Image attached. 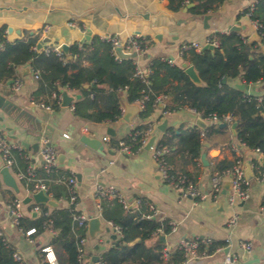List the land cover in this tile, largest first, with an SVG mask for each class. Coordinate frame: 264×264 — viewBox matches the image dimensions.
I'll use <instances>...</instances> for the list:
<instances>
[{"label": "crops", "instance_id": "1", "mask_svg": "<svg viewBox=\"0 0 264 264\" xmlns=\"http://www.w3.org/2000/svg\"><path fill=\"white\" fill-rule=\"evenodd\" d=\"M255 2L257 0H226L224 14L220 13L223 6L207 14L212 17L209 29H206L204 26L206 15H193L190 9L195 4L189 2H185L179 11L174 12L172 0H0V28L6 26V38L9 41L26 38L28 34L39 35L43 48L64 45L70 47L95 37L102 39L104 36H119L124 40L132 34H140L148 42L146 54L137 58L140 65L147 66L150 60L156 57H172L176 58V65L181 66L185 62L183 58L177 56L181 42L184 40L200 42L198 39L186 38L190 33H199L200 39L203 40L214 32H229L231 26L239 25L245 27L241 34L253 40L257 30L244 12ZM226 15H229L230 22L222 18ZM70 23H76L78 27H72ZM9 28H12V33L9 32ZM45 40L49 41L44 42ZM1 47L3 46L0 42V49ZM84 65L93 66V63L85 61ZM33 71L31 65L18 67L15 79L0 81V94L13 102L17 108L32 114L35 120L26 115L17 120L19 112L16 107H9L7 110L0 108V129L12 142L21 145L31 154L36 171L44 166L41 150L45 142L46 144L51 142V146L59 155L60 174L70 173L77 178L80 211L93 218H100L103 227H109L102 209L98 208L97 193L99 189L114 187L132 202V206L137 198H143L155 206L159 212L157 218L161 221L167 220L171 228L170 233L165 235L167 240L165 248L173 249V252L182 239L210 240L214 244H226L228 237L232 236L231 246L225 245L226 248L222 251L205 255L193 264H226L228 253L235 257L233 264L240 262L264 264L262 204L264 178L258 180L254 174L255 168L251 167L254 178L250 184V197L240 202L234 209L228 203L231 188L228 177H223L222 192L217 197L212 189V176L216 166L221 162L233 163L237 156L232 149V144L235 143L232 125H227L225 134L214 135L210 141H205L200 156L194 160L184 152L170 155L173 166L177 170L188 172L199 190L206 195V198L195 203L192 198H181L176 189L163 180L158 173L152 151L142 149L132 155H121L110 151L103 142L106 136L111 137L113 142H118L141 125L149 122L156 123L159 127L166 119L167 127L178 128L183 125L188 128H199L197 122L201 117L194 110L184 108L160 120L163 109L159 106L150 119L143 120L139 114L132 122H127L123 118L125 113L123 102L122 117L115 121L98 123L77 115L72 106L64 107L63 98L58 109L41 107L40 103L50 106L47 102L53 97H44L38 93L40 79L35 78ZM18 80L23 82V87L19 91L14 88ZM63 91L75 97L73 103L79 100L74 91L63 89L62 95ZM248 93L256 94L261 99L264 95V83H259L255 87L250 86ZM204 122L208 126L209 122L205 120ZM48 126L55 127L51 140L45 138ZM84 128H87L88 132H84ZM162 133L157 128L155 134L158 139ZM83 135L101 140L104 151H96L80 142L79 138ZM22 142L29 144L30 148H26ZM35 145L39 146L37 152L32 147ZM240 155L245 167L253 158L259 159L261 163L264 157L247 147L241 149ZM111 161L114 163L110 164ZM2 168L0 153V233L4 240L23 257L25 264L49 263L46 259L47 254L43 252L47 247L51 248L49 259L59 264V257L65 259V252L52 244L54 235L51 230H45L31 242L13 225L10 205L16 199H25L29 196L25 183L15 177L13 170L10 172L17 181L19 191L4 182ZM19 168L21 169L18 166ZM56 201L58 203L56 208L67 207L64 199ZM35 204H37L35 201L23 204L22 215L26 226L35 222V218L41 215L32 211ZM52 209L54 208L51 207L49 213ZM234 212H237L238 223L231 234L227 221ZM172 223L177 224L175 232L172 231ZM112 234L114 231L111 229V233L97 235L93 241H90L91 237L88 236L87 254L96 255L94 251L97 244L100 245L98 255L112 248L113 241L108 242ZM240 241L252 243L253 248L250 251L243 250L239 245ZM153 242L154 239L148 241L147 245Z\"/></svg>", "mask_w": 264, "mask_h": 264}, {"label": "trees", "instance_id": "2", "mask_svg": "<svg viewBox=\"0 0 264 264\" xmlns=\"http://www.w3.org/2000/svg\"><path fill=\"white\" fill-rule=\"evenodd\" d=\"M185 2L195 4L190 12L193 15H207L219 10L226 0H172V10L179 11ZM250 8L245 10V14ZM252 19L263 27L264 34V0H257ZM6 26L0 28V81L15 79L18 67L31 65L33 70L39 71L40 82L38 93L44 97H53V94L62 95L63 89L74 91L79 100L74 103L75 112L94 122L115 121L123 115V102L136 104L149 94L150 99L145 108L141 110L140 117L148 120L159 108L155 106V99L160 95L167 97V108L173 113L189 108L196 111L203 120L216 115L220 120L226 115L233 116V123L237 124L235 143L244 144L248 149L260 150L264 156V95L249 94L236 87L237 83H245L252 87L264 83V35L259 41L249 40L241 33L218 32L221 47L214 51L190 50L183 56L197 70L202 84L194 83L180 65H172L161 57L150 60L149 66L152 73L146 85L142 79L135 76L137 64L133 59L118 61L110 43L104 42L99 37L82 44L70 46L61 59L56 53L45 54L38 50L39 35L28 34L26 38L9 41L6 38ZM144 48L147 50L148 42L143 39ZM90 61L93 66H85L84 62ZM124 92V94H123ZM53 109H58L61 102L53 99L47 102ZM163 119V115L159 118ZM151 123L135 128L131 134L146 130ZM204 132V136H202ZM226 128L220 124L209 123L203 130L200 128L167 127L159 137L158 143L169 146L171 153L184 152L190 159L198 158L204 148V142L210 141L214 135L225 134ZM124 140L133 145L137 152L141 148V136L136 141L130 137ZM117 145V142H113ZM168 160L173 167V173H185L193 181L192 176L182 170H177L171 156ZM18 166L22 170L28 168V162L20 155ZM260 170L254 169L255 177L264 171L260 160L253 158L250 162ZM235 164L221 162L216 170H225ZM20 169V168H19ZM41 179H56L57 176L70 177V173L60 171L58 175H49L44 166L37 170ZM195 182V181H194ZM196 183V182H195ZM49 194L54 200H63L68 197L67 186L62 183L47 182ZM33 188V185H30ZM141 204L139 208L126 210L118 200L104 198L101 200L103 217L116 226L121 227L123 237L118 238L112 248L101 253L100 260L94 263L89 260L92 254H87L85 264H182L185 260L184 253L175 250L170 259L164 258L165 243L159 238L168 235L171 228L167 220H159L157 216L147 218L152 214L153 204L147 203L143 198H137ZM264 206V199L262 201ZM40 205L43 212L47 213L51 207ZM34 205V206H35ZM155 207V206H154ZM29 226L24 225L21 219L20 227L24 232L29 228L35 229L31 236L34 239L45 230L55 232L52 244L62 248L65 259L59 257V264H80L78 258L77 237L72 231L71 213L67 207L54 208L49 215L41 214ZM163 231V232H162ZM162 232V233H161ZM85 233H82L84 236ZM138 238L140 243L130 245ZM154 242L147 245L148 241ZM226 244H201L200 251L207 255L214 253ZM16 250L5 242L0 234V264H20L14 257ZM96 255L99 251H94ZM61 260V261H60ZM49 264V263H43Z\"/></svg>", "mask_w": 264, "mask_h": 264}, {"label": "built area", "instance_id": "3", "mask_svg": "<svg viewBox=\"0 0 264 264\" xmlns=\"http://www.w3.org/2000/svg\"><path fill=\"white\" fill-rule=\"evenodd\" d=\"M255 3H253L249 8V12L247 15L252 20L256 30L257 34L259 35V38H261L263 34V27L261 24H259L257 21H254L252 19V14L255 9ZM72 27H78L76 23H70ZM218 32H214L211 35L208 36L207 41L205 44H200L198 42H191L186 41L183 42L182 45L179 47L177 56L180 58H183L184 54L190 50H196L198 52L202 51V48L206 44H211L215 47V49L221 47V40L217 35ZM228 33V32H224ZM143 37L140 34H132L128 36L126 39L122 40L119 38V36H104L102 40L104 42H108L111 44L115 55L118 59V61H122L119 56H117V53L115 51L116 48L121 47L125 53H137L138 56H142L146 54L144 43H143ZM264 47V45H263ZM3 47H1L2 49ZM39 50V49H38ZM45 54H49L51 52L56 53L61 59H64L65 51L63 50V46H55V47H45L41 49ZM137 58L134 59L137 67H136V73L135 76L142 79L143 82L146 85H150V82L148 80L149 75L152 73V70L149 65L142 66L137 61ZM164 61H167L169 64L175 65L176 64V58L172 57H163ZM35 78L40 79V73L39 71L34 70L33 71ZM23 87V82L21 80L16 81V84L14 86L15 90L19 91ZM124 94V92H123ZM53 98L62 101L63 95H58L56 93L53 94ZM150 96L149 94H146L143 99L139 100L136 104L139 106L140 111L145 108L146 102L149 101ZM33 104H36V102H32ZM41 107H45L47 109H51L50 106H46L43 103L39 104ZM72 110H75L74 103L71 105ZM155 106H161L163 109V117L170 116L173 112L167 108V97L165 95H160L156 97L155 99ZM196 112V111H195ZM197 113V112H196ZM198 114V113H197ZM199 115V114H198ZM202 119V118H201ZM233 116L226 115L223 117L222 120H220L216 115L211 116L206 121L209 123H215V124H221L225 123L227 125H232L233 123ZM157 124L151 123L149 124L148 128L146 130L136 132L134 134L129 135L131 141H136L138 136H141V148L138 150L145 149L146 145L150 141V139L156 135L155 132L157 131ZM202 129V128H201ZM203 130V129H202ZM84 132H88L87 128L83 129ZM202 136H204V132H202ZM158 137L151 147V151L153 153V158L158 170V173L160 176L165 180L167 183L171 184L176 191L179 193V196L181 198H192L195 203H198L199 201L206 198V195H204L199 188L197 187L196 183L185 173H173V167L169 163L168 157L171 153V148L166 145H162L158 143ZM103 142L107 146V148L117 154L121 155H132L137 153L133 147L132 144L126 142L124 139L117 142V145L113 144V141L111 137L106 136L103 138ZM246 147L244 144H232V149L236 153L235 158V164L228 169L225 170H215L212 176V189L214 195L217 197L222 192V180L223 177H228L230 179V192L228 194V203L229 205L234 209L240 202L246 201L250 197V184L251 181L246 178V165L244 160L242 159V155H240L241 149ZM257 153H259L261 156H263L260 153V150H255ZM0 153H1V159H2V166L3 168L6 167L9 170H13L15 173V177L21 181L24 182L27 187V193L28 196H33L35 193L39 191H44L48 196L52 198V196L49 194V187L47 185V182H58L65 184L67 186L68 190V197L64 199L67 203V208L69 209L71 213L72 218V231L77 237V245H78V258L80 261V264H85L87 260V243H88V236H89V221L93 218L92 216H89L85 214L84 212L79 210V202H80V196L78 191V182L75 175H71L70 177L65 176H59L57 179H41L37 176V171L35 164L33 163L31 154L28 153L24 148L12 142L7 134L0 129ZM18 155H20L22 158H24L28 162V168L26 170L18 169ZM41 157L43 160V165L45 168V171L49 175H58L60 169H59V162H58V152L56 149H54L51 145L46 144L41 150ZM114 161H111L110 164H113ZM251 167L254 169L260 170V166L255 167L254 165H251ZM105 169L103 170V172ZM260 176L257 177L258 180H263L264 178V171H260ZM30 185H33V188L30 187ZM97 197L99 199L98 202V208L102 209L101 200L104 198H108L110 200H118L123 207L128 210L131 208H139L140 207V200L136 199L134 202V205L132 206V202L128 201L127 198L116 188L109 187L105 189H99L97 193ZM24 204V199H16L12 204L10 205L11 210V216H12V223L14 226L19 228L29 239L31 242H33L31 239V236L35 233V229H31L27 232H24L21 225V219L23 218L22 215V207ZM32 211L37 212L39 214L49 215V212L44 213L43 208L40 205H35L32 208ZM152 214L148 215L147 218H152L154 216L158 215L157 209L152 206L151 207ZM238 223V215L237 212H234L232 216L227 221V226L229 228L230 233L232 234ZM108 226L114 231L115 234H117L118 238L123 237L122 229L119 226L114 225L113 223L109 222ZM177 230V224L172 223V231L175 232ZM51 233L54 235L55 232L51 229ZM82 233H85L84 236H82ZM1 234V233H0ZM2 235V234H1ZM6 242V241H5ZM7 243V242H6ZM211 243L210 240H199V239H182L176 250H180L184 253V262L182 264H193L196 260L201 259L203 256L207 255L206 253H202L200 251L201 244H209ZM232 236L230 235L228 239L226 240V247H229L232 245ZM240 247L245 251H250L253 248V244L247 241H240L239 242ZM226 247L219 248L217 251H222ZM43 252H45L46 259L49 262V264H56V261H51L49 259V254L51 252V248L47 247L43 249ZM173 253V249L165 248L164 249V258L166 260H169L171 255ZM15 259L20 264H25V260L23 257L15 252L14 254ZM235 257L228 253L226 257V264H233L235 261ZM238 264H248L245 262H240Z\"/></svg>", "mask_w": 264, "mask_h": 264}, {"label": "water", "instance_id": "4", "mask_svg": "<svg viewBox=\"0 0 264 264\" xmlns=\"http://www.w3.org/2000/svg\"><path fill=\"white\" fill-rule=\"evenodd\" d=\"M226 12V3H224L223 5V10L220 11L221 14H224ZM211 15H206L204 17V26L206 29H209V21L211 19ZM245 29V27H242V26H239V25H233L229 28V32H236V33H242L243 30ZM12 28H9V32L12 33ZM89 36H87L88 38ZM258 38H259V35L258 34H255L253 36V40L255 41H258ZM49 40H45L44 42H48ZM43 48V45L42 44H39L38 46V49L41 50ZM68 46L67 45H64L63 46V50L65 52H67L68 50ZM205 50H211V51H214L215 50V47L211 44H206L203 48H202V51H205ZM116 53H117V56H119L121 59L125 60V59H136L138 54L137 53H125L123 51V49L121 47L119 48H116L115 49ZM262 51L264 53V47H262ZM181 67L185 70L186 74L190 77V79L198 84V85H201L202 84V80L201 78L199 77V74L197 72V70L195 69V67L191 64H189V62H183L181 64ZM13 82V81H12ZM236 87L242 91H249L250 90V85H247L245 83H237L236 84ZM80 96H77V99H79ZM75 97L74 96H70L68 94L67 91H63V106L64 107H69L73 104V101H74ZM9 107H16L15 104L13 102H11L10 100H8L6 97H4L3 95L0 94V108L3 109V110H7ZM18 112H19V115L17 117V120L22 116V115H26L28 116L29 118L35 120L34 116L32 114H30L29 112L25 111V110H21L20 108H17ZM9 113H12V111H9ZM140 114V108L138 105L136 104H128L127 102H125V113H124V120H126L127 122H132V119L135 117V116H138ZM197 125L199 128H206V123L204 122V120L202 119H199L198 122H197ZM167 126H168V120L166 119L161 125H159L158 129L161 131V132H165V130L167 129ZM220 127L221 128H226L227 127V124L225 123H221L220 124ZM236 128H237V124L234 123L232 126H231V130L233 132V135L234 136H237V132H236ZM54 131H55V127H52V126H48L46 128V133H45V138H48L49 140H51L53 138V134H54ZM157 139V135H154L150 141L148 142V144L146 145L145 149L148 150V151H151V147L153 146V144L155 143ZM80 142H82L83 144L89 146L90 148L96 150V151H99V152H103L104 151V145H103V142L101 140H98L96 138H91L89 136H81L79 138ZM22 144L26 147V148H30L29 144H27L26 142H22ZM49 145H52L51 142L48 143ZM33 149L37 152L38 151V148L39 146L38 145H35V146H32ZM62 158V157H60ZM261 163H262V167L264 168V157L261 159ZM245 173H246V178L248 180H252L254 178V174L252 172V169H251V165L250 164H247V167L245 169ZM1 174L3 176V180L4 182L12 187L13 189H15L17 192L19 191V188H18V184H17V181L15 179V177L12 175V173L10 172V170L6 167L2 168L1 170ZM78 180H80V176H78ZM32 201H35L37 204H46L52 208H56L58 207V203L56 200H54L53 198H51L50 196H48L44 191H39L37 193H35L33 196H29V197H26L24 199V204H29L31 203ZM89 236L93 239H95L97 237V235H100V234H104V233H111V228L110 227H103V224H102V221L100 218L98 217H94L92 218L90 221H89ZM118 239V236L117 234H112L110 236V239L108 240V242L110 241H113V243ZM159 240L162 242V243H166L167 240H166V236L165 235H162L160 236ZM141 242V239L138 238L137 240H135L134 242L130 243V245H135L137 243H140ZM100 249V245L97 244L95 246V250L96 251H99ZM248 254V252H246V255ZM100 260V256L99 255H94L91 257V261L94 262V263H97L99 262Z\"/></svg>", "mask_w": 264, "mask_h": 264}, {"label": "rangeland", "instance_id": "5", "mask_svg": "<svg viewBox=\"0 0 264 264\" xmlns=\"http://www.w3.org/2000/svg\"><path fill=\"white\" fill-rule=\"evenodd\" d=\"M228 14H230V11H229ZM222 18H226V20H228L227 22H230V19H229L230 17H229V15H226V16H224V17H222ZM186 38L198 39V40H200V42H198V43H200V44H205L206 41H207V38H205V39H203V40L200 39V35H199V33H190L189 35L186 36ZM186 41H191V42H193V41H195V40H184V41L181 42L180 46L182 45L183 42H186ZM93 240H95V239H93V238L90 239V241H93Z\"/></svg>", "mask_w": 264, "mask_h": 264}]
</instances>
